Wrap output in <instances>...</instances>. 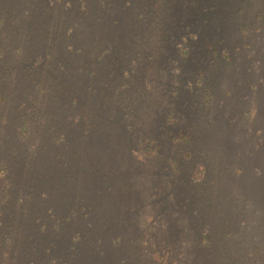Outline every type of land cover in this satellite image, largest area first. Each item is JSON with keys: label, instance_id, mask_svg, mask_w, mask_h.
Listing matches in <instances>:
<instances>
[{"label": "trees", "instance_id": "trees-1", "mask_svg": "<svg viewBox=\"0 0 264 264\" xmlns=\"http://www.w3.org/2000/svg\"><path fill=\"white\" fill-rule=\"evenodd\" d=\"M66 1L0 0V264H263L264 231L240 215L251 197L264 201V169L253 165L244 204L236 190L215 192L197 109L211 110L212 80L235 60L219 36L235 7ZM151 34L160 54L147 60L168 64L142 87L130 66ZM182 55L192 72L174 69ZM247 130L244 151L264 154V129ZM253 229L260 240L248 241Z\"/></svg>", "mask_w": 264, "mask_h": 264}, {"label": "rangeland", "instance_id": "rangeland-1", "mask_svg": "<svg viewBox=\"0 0 264 264\" xmlns=\"http://www.w3.org/2000/svg\"><path fill=\"white\" fill-rule=\"evenodd\" d=\"M212 1L220 6L226 3L232 4L235 7L233 16L236 20V25L231 27L230 22H225V35H219L227 37L231 43L230 47H235L232 49L235 60L230 65L224 67L221 77H216L212 80V89L215 92V99L213 98L214 100H212L211 110L207 112L205 109L201 110L203 106L197 107L200 115L203 114L204 117H207L203 119L200 127L201 135L203 136L201 144L205 150L206 161L210 162L213 170L215 169V179L220 183V185L218 183L219 188L215 190V192L223 190L225 193L229 194L236 190L241 195L240 203L244 204L242 199H247L249 195L250 182L248 181L249 179L253 180V165H258L264 169L263 153L248 156L247 151H244L247 148V143L251 140L250 138L254 135V133H252V135L247 136V128L251 127L252 132L259 126L264 129V0ZM65 2L67 1L64 0V3ZM26 9L29 12V6ZM212 18L217 19L216 16H212ZM18 19L19 18H16L15 20H17V23H20ZM97 31L98 28L95 29L93 35H96ZM158 31L159 27L156 25L154 28L153 25L152 33L157 35L159 34ZM203 32L206 37L210 35V32L206 29H203ZM145 40L149 43V47L146 48L144 46L143 52H139L141 56H137L138 52H134L133 57H137L138 60L130 66L136 68L137 77L135 81H138V78H140L139 81L141 85H145L143 79L146 73L148 79H153V74L156 73L157 76L155 79L157 80H155V83L159 82L158 69L161 67L164 68L165 65H163V63H167L165 61L162 62L163 59H161L157 62V64H160L157 65L156 63H152V60H147V57L152 55V53L160 54L159 47L161 45V40H159V36L154 38L152 34L151 36L146 35ZM206 41H209V39L204 38L203 42ZM222 42L224 41L222 40ZM17 43L18 42H13V48ZM182 43L184 44V42L181 41L179 45ZM25 46H27V44H25ZM178 50L180 51V48H178ZM165 55L166 53L164 52L162 55L163 58ZM183 59V55L182 57L180 56L177 63L174 65V69L177 70L181 65H184V71L192 72L193 69L188 67V70ZM170 66L168 69L163 70V75L170 70ZM143 71L145 72L143 73ZM184 82L187 84V81L184 80ZM189 97L192 99L195 98V96H185V98ZM146 105L147 99H145L143 103L136 102L135 109L143 111ZM6 113L5 110L2 111L0 108V136L3 132L1 124L5 121ZM14 113L15 111L12 114ZM168 113L167 111L164 116L166 117ZM191 114L194 113L190 111L189 113L187 112L186 115L190 117V121L194 118L193 116L191 117ZM149 118V115H142V112H136L135 114V121H137V123L145 124L152 128L153 125L149 123ZM228 121L232 122L233 125L229 126ZM238 139L241 141L240 143ZM167 152L169 153L168 150ZM139 153L142 155L140 150ZM241 165H244L245 168L247 167L246 175L237 173V169ZM226 167H229L231 171L234 172L233 174H238L239 177L233 179L224 178L221 173H224ZM251 199L252 200L249 202L251 203V208L248 206L243 208L242 215L240 216L246 217L249 221H254L255 223H253V226L258 225L256 228L264 231V228H260L263 226L262 221H264V201L262 204H259L252 197ZM243 230L248 231L247 228ZM250 232L253 233L251 237L247 236L248 241H253L255 234L258 235V240H260L259 234L256 233L254 229ZM262 241L264 243V237ZM261 252L260 250L256 254L259 255ZM260 262L264 264V257Z\"/></svg>", "mask_w": 264, "mask_h": 264}]
</instances>
